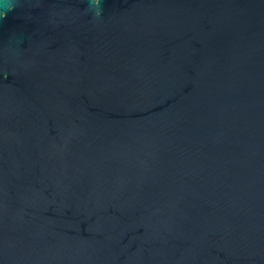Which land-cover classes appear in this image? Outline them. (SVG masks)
<instances>
[{
  "label": "water",
  "instance_id": "obj_1",
  "mask_svg": "<svg viewBox=\"0 0 264 264\" xmlns=\"http://www.w3.org/2000/svg\"><path fill=\"white\" fill-rule=\"evenodd\" d=\"M0 264H264V0H0Z\"/></svg>",
  "mask_w": 264,
  "mask_h": 264
}]
</instances>
